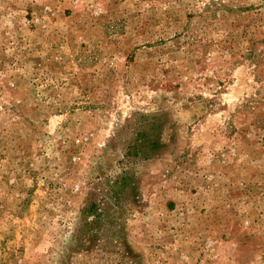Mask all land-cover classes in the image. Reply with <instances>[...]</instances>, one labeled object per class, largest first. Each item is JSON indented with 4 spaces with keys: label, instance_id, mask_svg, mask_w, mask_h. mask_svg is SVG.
Wrapping results in <instances>:
<instances>
[{
    "label": "rangeland",
    "instance_id": "374dc122",
    "mask_svg": "<svg viewBox=\"0 0 264 264\" xmlns=\"http://www.w3.org/2000/svg\"><path fill=\"white\" fill-rule=\"evenodd\" d=\"M0 264H264V0H0Z\"/></svg>",
    "mask_w": 264,
    "mask_h": 264
}]
</instances>
